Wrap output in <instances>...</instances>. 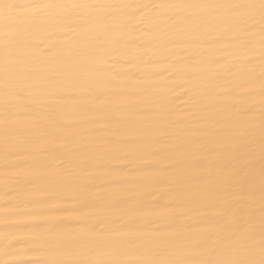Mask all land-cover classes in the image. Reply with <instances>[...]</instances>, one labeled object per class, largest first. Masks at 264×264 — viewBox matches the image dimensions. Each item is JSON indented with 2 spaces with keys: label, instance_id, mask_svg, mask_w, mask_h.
I'll use <instances>...</instances> for the list:
<instances>
[{
  "label": "bare ground",
  "instance_id": "bare-ground-1",
  "mask_svg": "<svg viewBox=\"0 0 264 264\" xmlns=\"http://www.w3.org/2000/svg\"><path fill=\"white\" fill-rule=\"evenodd\" d=\"M0 264H264V0H0Z\"/></svg>",
  "mask_w": 264,
  "mask_h": 264
}]
</instances>
